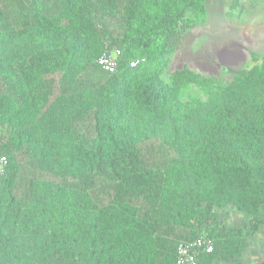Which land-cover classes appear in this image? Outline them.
<instances>
[{"label":"trees","instance_id":"1","mask_svg":"<svg viewBox=\"0 0 264 264\" xmlns=\"http://www.w3.org/2000/svg\"><path fill=\"white\" fill-rule=\"evenodd\" d=\"M202 15L203 0H0V264H174L217 209L264 223V57L215 94L196 73L160 78ZM104 45L121 51L113 73ZM189 84L211 97L179 117ZM207 235L201 264L246 246Z\"/></svg>","mask_w":264,"mask_h":264},{"label":"rangeland","instance_id":"2","mask_svg":"<svg viewBox=\"0 0 264 264\" xmlns=\"http://www.w3.org/2000/svg\"><path fill=\"white\" fill-rule=\"evenodd\" d=\"M159 49L160 42L154 39V43L144 52L158 55ZM135 52V57L145 56L141 49ZM263 57L264 0H203V15L192 22L180 45L164 54L160 78L164 84L170 85L178 72L196 73L210 81L212 94H215L231 84L238 75L253 66H260ZM210 97L211 94L189 84L181 88L175 100L174 112L179 117L196 114L197 108ZM6 136L0 126V143ZM215 214L216 222L211 225L204 220L197 235H207L214 228L222 232L236 230L242 233L246 246L236 263L212 258L205 264L263 263L264 223L253 229V217L232 205L217 209Z\"/></svg>","mask_w":264,"mask_h":264},{"label":"built area","instance_id":"3","mask_svg":"<svg viewBox=\"0 0 264 264\" xmlns=\"http://www.w3.org/2000/svg\"><path fill=\"white\" fill-rule=\"evenodd\" d=\"M121 56L119 49L104 45L102 53L96 59V64L106 73H113L117 69L118 59ZM145 58H136L130 61V67L143 63ZM7 158L0 154V180L5 174ZM214 240L208 235H198L191 240L179 241L175 249L174 264H201L203 257L213 252Z\"/></svg>","mask_w":264,"mask_h":264}]
</instances>
